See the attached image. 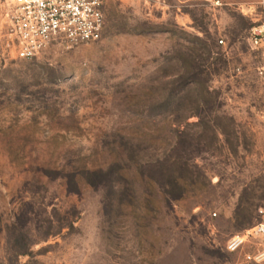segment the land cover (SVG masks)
Returning a JSON list of instances; mask_svg holds the SVG:
<instances>
[{"label":"rangeland","instance_id":"374dc122","mask_svg":"<svg viewBox=\"0 0 264 264\" xmlns=\"http://www.w3.org/2000/svg\"><path fill=\"white\" fill-rule=\"evenodd\" d=\"M10 1L0 264H264V232L227 250L264 226V0H106L99 41L32 60L5 50ZM85 168L111 175L63 179ZM13 231L27 255L12 256Z\"/></svg>","mask_w":264,"mask_h":264},{"label":"built area","instance_id":"2783aa9c","mask_svg":"<svg viewBox=\"0 0 264 264\" xmlns=\"http://www.w3.org/2000/svg\"><path fill=\"white\" fill-rule=\"evenodd\" d=\"M106 0H11L4 13V47L8 56L32 60L57 45L77 47L100 40L104 27ZM253 43L261 42V32ZM264 232L260 225L235 236L227 250L236 251L253 233Z\"/></svg>","mask_w":264,"mask_h":264},{"label":"trees","instance_id":"16d2710c","mask_svg":"<svg viewBox=\"0 0 264 264\" xmlns=\"http://www.w3.org/2000/svg\"><path fill=\"white\" fill-rule=\"evenodd\" d=\"M166 106L163 105V107L161 106V108H164ZM162 113H159V115ZM135 161V162H134ZM132 162V164L135 165V167H139V163L134 160ZM168 160H164L161 161V159L159 160H155L154 164L152 165L153 168L158 170V175H160V177H163L164 175L162 174V171H160L163 167H165V165L168 163ZM114 166L117 167L118 169V173L121 174V167L119 166V164L117 162L114 163ZM109 171V172H106ZM103 170V169H82V170H76V171H71V172H67L65 177L63 175V179L64 178H69V182L73 183L75 187H79L80 183H83L84 185H89V186H94L96 184H99L103 178H107V175H111V170ZM64 174V171L62 172ZM61 173V174H62ZM62 178V177H61ZM182 182H183V174L178 172L175 173L174 175L170 176L167 181L163 180L164 186L167 188V194L168 196L172 199V200H180L182 198L183 195V186H182ZM76 183V184H75ZM114 188L116 189L117 187L114 186ZM118 190V189H117ZM13 230V229H12ZM15 235V241L12 244L11 247V254L13 257H20V256H25L28 254L29 249H30V244L27 243V236L25 233H23L22 231H18L15 232L13 231V235Z\"/></svg>","mask_w":264,"mask_h":264}]
</instances>
